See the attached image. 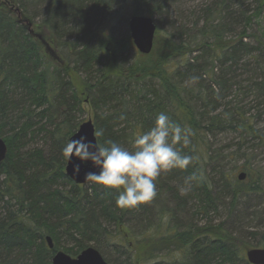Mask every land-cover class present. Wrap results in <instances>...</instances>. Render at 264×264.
Instances as JSON below:
<instances>
[{
  "label": "trees",
  "instance_id": "obj_1",
  "mask_svg": "<svg viewBox=\"0 0 264 264\" xmlns=\"http://www.w3.org/2000/svg\"><path fill=\"white\" fill-rule=\"evenodd\" d=\"M1 1L16 5L43 28L60 62L51 60L15 16L0 8V137L7 146L0 164V264H51L56 250L75 257L89 246L108 264H249L244 252L264 248V232L254 245L246 240L248 235L258 234L243 230L249 226L247 210L235 217L229 215L232 224L241 225L234 230L225 222L211 221L198 225L190 220L180 227L170 222L174 210H165L161 198L164 191L176 193L190 177L191 190L181 197L199 201L198 214H207V208L224 198L230 201V214L240 210L244 198L264 197L260 177L250 168L242 181L221 173L220 183H216L207 176L209 166L214 163L218 167L210 142L219 130L238 127L247 137L264 142V132L256 134L254 122L244 110L231 101L218 106L227 96L224 73H235L237 67L258 73L252 86L264 103V39L256 38L254 44L245 40L252 21L244 10L248 0H216L217 22L213 24V19L205 24L194 45L177 43L155 31L149 54L136 51L131 63L127 58L130 36L115 37L105 22L113 19L120 7L128 16L152 17L165 11L170 0H50L41 10L36 0ZM254 1V11L259 13L264 0ZM40 11L43 14H38ZM235 14L242 28L228 38L226 25ZM65 37L73 40L64 42ZM61 47H66L65 53H60ZM193 52L196 55L192 56ZM248 59L253 60V66ZM217 64L221 70L215 79ZM203 77L210 83L202 84ZM19 101L24 104L22 113L7 121L9 109L19 107ZM83 103L91 111L95 132L103 130V135L96 137L97 144L112 140L130 151L135 150V138L154 126L158 114L165 113L190 130L191 144L176 147L193 155V162L185 169L162 173L156 181L158 195L134 208L117 206L116 189L97 183H90L89 188L75 185L64 174L63 149L79 126L75 117L83 113ZM62 107L66 112L63 109L60 121L55 122L53 113ZM45 114L47 122L33 129L29 118L44 120ZM20 117L25 121L15 128ZM8 122L12 132L3 136ZM25 133L47 136L49 155L33 150L27 159L20 158L18 140ZM249 215L260 221L252 228L264 229V208ZM166 217L170 221L163 227ZM132 222L141 227L138 237L131 233ZM46 236L53 241L51 249ZM61 237L71 241L69 248L59 247ZM108 249L123 260L112 258ZM161 253L177 254L180 259L155 262Z\"/></svg>",
  "mask_w": 264,
  "mask_h": 264
},
{
  "label": "rangeland",
  "instance_id": "obj_2",
  "mask_svg": "<svg viewBox=\"0 0 264 264\" xmlns=\"http://www.w3.org/2000/svg\"><path fill=\"white\" fill-rule=\"evenodd\" d=\"M40 0H36L37 8L40 10L47 6L50 3V0H43L42 3L39 2ZM216 0H170L168 4V8L165 11H161L160 14L152 15L154 20L156 31L158 35L163 37H170L175 40V42H185L194 45V41L200 38V30L201 28L207 24L209 25V21L213 24L217 22V13H215V4ZM38 3V4H37ZM30 6H33L30 4ZM256 4L254 0H248L247 5L244 8L247 14L251 17V23L248 26L247 34L249 37H246L245 40H249L250 43L254 44L256 38H263L264 39V7L259 13H256L255 10ZM236 10V8H235ZM234 10V11H235ZM233 11V12H234ZM41 12V11H40ZM232 12V10H231ZM234 14V13H232ZM128 11H125L124 7H120L115 10V15L113 19L106 21L105 23L108 24L110 31L115 37H125L129 35L128 29ZM232 21L228 22L226 25L225 33L226 36L229 38L231 36H235L236 34L240 33L242 28V24L238 22V15H232L230 17ZM39 19H36L35 22L37 23ZM224 22L228 20H223ZM104 26V22H100V26ZM96 24L93 25V28ZM92 28V27H91ZM108 32V31H107ZM44 36L47 38L48 36L45 32H42ZM68 34V33H67ZM69 35V34H68ZM256 36V37H255ZM155 37V36H154ZM255 37V38H254ZM72 38L65 37L62 39L64 42L72 41ZM131 40V39H130ZM132 42V41H131ZM191 42V43H190ZM131 49L128 50L127 58L129 59V63L134 61L137 56V50L135 49L133 43H131ZM63 47V46H62ZM60 50V53H65V48ZM196 55V53H192V56ZM250 66H253V60L248 59ZM221 70L220 66L217 64L214 68V72L217 76L220 75L219 71ZM235 73H224L226 78V88H227V96L225 99L218 101V106L220 108V104L227 103V101H231V103L238 106L241 111H245V116L251 118L252 122L256 127V134L264 132V103H261L256 91L254 90L252 84L256 81L255 78L257 76V72L253 74H249L246 70L237 67L234 69ZM202 84H209V80L205 77L202 78L200 81ZM217 88V87H216ZM21 102V103H20ZM24 106L22 101H19V107L9 109L8 119L7 121L12 122L14 121L21 113L22 107ZM83 106V113H78L75 117L77 125L85 121L90 115L91 111L86 105V103L82 104ZM65 107L59 108L58 110L54 111V120L55 122L60 121L61 112H63ZM37 110V109H36ZM219 110V109H218ZM38 111V110H37ZM66 112V109L65 111ZM46 117L44 120L39 119V116L30 117V123L33 126V129H37L39 124H45L47 122L48 115L45 114ZM19 122L17 123L15 128H18L22 122H24V118L20 117ZM6 123L5 127L3 128V136L10 134L11 127L9 124ZM54 122V121H53ZM54 122V123H55ZM47 128H52L51 125H48ZM18 130V129H17ZM16 130V131H17ZM218 131V130H217ZM23 136L21 139V148L18 150V155L20 158L27 159L33 150H41L43 156L49 155L50 153V140L45 137L43 133L33 135L30 133L22 134ZM211 150L213 151V155L215 154L214 162L218 164V167L213 163L211 167L207 168V176L212 182L220 183L221 173L227 178H236L237 175L241 172L247 171V168L252 169L258 177H260V181L262 187L264 188V142H261L259 139L247 137L238 127L228 128L224 131L219 130L218 134L214 138H211ZM46 154V155H44ZM245 167V169H243ZM67 178V177H66ZM160 177H158L159 179ZM89 184H84L85 188H89ZM68 187V185H65ZM178 190L176 193L164 191L161 195L165 201L163 206L165 210L173 209V219H168L166 217L164 219L163 227L167 226V223L170 221L173 224H177L180 227L182 225H186L188 221L192 220L193 223L198 225L204 224L206 221H211L212 224H218L221 222H225L224 225L227 228L236 229L239 228L237 222L231 223L232 218L229 215L235 217L238 215H242V213L246 211V214L249 216L248 227L243 228L245 232H257L258 234L254 237L247 236V241L252 243L253 245L258 242L260 239V233L264 232V229L260 226L258 229H254L256 225L259 226V220L253 219L249 214L254 213L257 211H261L264 208V197L259 196H249L243 199L241 207L236 210H233L232 213L228 214L229 209L227 203L230 202L228 198H224L214 204L212 207L207 208V214H198V208L200 207V202L197 200H192L189 198L181 197V193ZM169 194H168V193ZM170 195V196H169ZM177 195V199L174 197ZM218 204V205H217ZM217 205V206H216ZM216 206V210H212L213 207ZM171 223V224H172ZM131 229L132 235L138 237L140 234L141 227L134 222ZM71 246V241L67 239V237H61L59 240V247L60 248H69ZM61 250V249H60ZM110 250V254L113 253V250ZM112 258H118L119 260H123V257L117 255H110ZM180 257L177 254H172L165 256V253H161L159 257L155 259V262H164L170 263ZM150 264V263H149Z\"/></svg>",
  "mask_w": 264,
  "mask_h": 264
},
{
  "label": "clouds",
  "instance_id": "obj_3",
  "mask_svg": "<svg viewBox=\"0 0 264 264\" xmlns=\"http://www.w3.org/2000/svg\"><path fill=\"white\" fill-rule=\"evenodd\" d=\"M198 77H192L196 81ZM103 130L94 136L100 137ZM191 132L160 113L154 126L134 140L135 150L130 151L121 144L107 140L97 144L86 137L70 140L63 149L64 155L80 161H91L98 171L85 173V179L108 188L116 189L119 195L116 204L121 209L134 208L150 202L158 195L156 181L162 173L173 169H185L193 162V155L185 154L176 145L191 144ZM75 170L79 171V165ZM180 187L182 195L191 190V180Z\"/></svg>",
  "mask_w": 264,
  "mask_h": 264
},
{
  "label": "water",
  "instance_id": "obj_4",
  "mask_svg": "<svg viewBox=\"0 0 264 264\" xmlns=\"http://www.w3.org/2000/svg\"><path fill=\"white\" fill-rule=\"evenodd\" d=\"M0 8L4 12L11 13L15 16L16 21L21 24L29 33L31 37L40 45L45 51L46 55L57 63L60 62L56 54L54 46L49 38L42 33L44 30L37 24L33 23L32 19L23 14L16 5H8L5 1L0 2ZM128 29L130 39L135 49L141 55L149 54L152 49L156 26L153 18L147 15H131L128 18ZM95 129L91 117L79 124L77 130L69 137L68 142L80 137H86L88 140L97 143L96 136H94ZM6 144L0 137V164L6 157ZM76 165H79V171L75 170ZM99 169L93 165L91 161H80L77 157H72L69 160L66 157L64 167L65 176L70 179L75 185H84L92 183V181L85 179V173L89 171H98ZM246 178L245 172L237 175L238 180ZM95 183V182H93ZM46 244L49 248L53 247V241L50 236L45 237ZM245 259L249 264H264V248H249L244 252ZM51 264H108L101 254L94 247L89 246L83 249L77 256L71 257L62 250L56 251L51 259Z\"/></svg>",
  "mask_w": 264,
  "mask_h": 264
},
{
  "label": "bare ground",
  "instance_id": "obj_5",
  "mask_svg": "<svg viewBox=\"0 0 264 264\" xmlns=\"http://www.w3.org/2000/svg\"><path fill=\"white\" fill-rule=\"evenodd\" d=\"M38 14H43V13L41 12V13H38ZM40 17H42V16H40ZM40 17H38V18H40ZM6 148H7V146H6ZM6 153H7V151H6ZM1 163H2V162H1ZM48 248H49V247H48ZM52 248H53V247H52ZM49 249H51V248H49ZM56 251H58V250H56ZM56 251H55V252H56ZM55 252H54V253H55ZM51 259H52V258H51Z\"/></svg>",
  "mask_w": 264,
  "mask_h": 264
}]
</instances>
